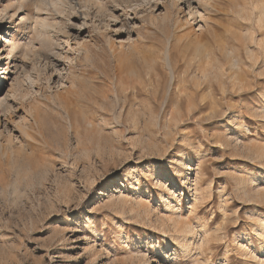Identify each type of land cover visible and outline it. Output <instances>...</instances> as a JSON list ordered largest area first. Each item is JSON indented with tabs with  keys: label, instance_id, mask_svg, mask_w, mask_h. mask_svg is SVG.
<instances>
[{
	"label": "rangeland",
	"instance_id": "374dc122",
	"mask_svg": "<svg viewBox=\"0 0 264 264\" xmlns=\"http://www.w3.org/2000/svg\"><path fill=\"white\" fill-rule=\"evenodd\" d=\"M48 1L0 0V264H264V0Z\"/></svg>",
	"mask_w": 264,
	"mask_h": 264
},
{
	"label": "bare ground",
	"instance_id": "6f19581e",
	"mask_svg": "<svg viewBox=\"0 0 264 264\" xmlns=\"http://www.w3.org/2000/svg\"><path fill=\"white\" fill-rule=\"evenodd\" d=\"M43 1H45V4L46 3H48L49 1L48 0H43ZM52 1V0H51ZM53 1H55V0H53ZM52 1V2H53ZM115 2V1H117V0H83V2L81 1V0H71V4H69L68 2H69V0L66 2V0H64V2H66V5H67V3L70 5V7L71 8H73V11L75 12L76 11V7H77V5L80 7V8H89V9H91V10H94V13H96V16H101V18H104L105 19V17H106V5L108 4V2ZM120 1V0H119ZM119 1H117V2H119ZM121 1H123V0H121ZM127 1V0H126ZM125 1V2H126ZM129 1V0H128ZM127 1V2H128ZM41 2H42V0H41ZM63 1H61V0H56V5L58 4H60V7L63 5H65V3H64ZM44 3V2H43ZM50 3V2H49ZM48 3V5H50ZM129 3V2H128ZM44 4V5H45ZM52 4H54V3H52ZM113 4V3H112ZM43 5V6H44ZM47 5V4H46ZM122 5V4H121ZM54 7H56V6H54ZM65 7V6H64ZM68 7V6H67ZM57 9H58V7H56ZM63 8V7H62ZM109 8V7H108ZM68 9H70V8H68ZM75 9V10H74ZM63 10V9H62ZM6 11V9L4 10L3 9V11L0 13V27H2L3 26V22L6 20V19H4V18H2L3 16L6 18L8 15H7V13H5V14H3V12H5ZM66 11V10H65ZM107 11H109V10H107ZM62 12V11H61ZM64 12V11H63ZM56 13V12H55ZM66 13V12H65ZM110 13V12H109ZM58 14H60V13H58ZM62 16V15H61ZM64 16V15H63ZM9 17H10V15H9ZM15 17V15L13 14V15H11V17H10V19H12V18H14ZM8 19V18H7ZM166 19L168 20V17L166 16ZM40 21L42 20V19H39ZM11 21V20H10ZM39 23V24H38ZM36 25V27L33 29L34 31V36H33V38L31 39V40H29L24 46H25V49H26V51L25 52H27V54H26V56H27V59L29 58V59H31V57H32V54H34L33 52L35 51V45H36V42L37 43H39L40 44V46L42 47V49L44 50V51H42V52H44V54L43 55H45L46 56V60H49V58H51V60H52V58H56V57H58L59 55L57 54V52H56V50H57V46H58V43H57V41H56V39L54 40L51 36H49L47 33H49V30L51 29V27L53 26H51V24L49 23V22H47L46 20H43V21H41V22H38ZM259 23H263V25H264V12H262L261 13V16H260V18H259ZM59 25V24H58ZM56 26V25H55ZM34 27V26H33ZM263 28V27H262ZM2 29H4V28H1V30ZM58 29V28H57ZM50 34V33H49ZM5 35L8 37V33H5ZM54 37V36H53ZM76 37H77V39L79 40V42H80V44L79 45H81L82 46V48L83 49H85V51H86V58H88L89 56H90V50H89V48L88 47H84V44H83V37H81L80 36V34L79 33H77V35H76ZM2 42H5L6 44V50H7V53H8V57H11L12 58V62L14 63L13 64V66H14V69L15 70H19V65L18 64H16V61H14V57L16 56L15 54H16V51H18L19 49V46L15 43V41H13L12 39H10L9 41L8 40H5L4 38H2V36H0V44H2ZM215 43L216 44H218V46L220 47V52H223V54H225L226 56H229V59H231L230 57H233V53H231V54H229L228 53V51H226V49H225V47H223V45L218 41V40H215ZM214 44V43H213ZM170 46H168V48L166 49V51L164 52V54H163V62L165 61L166 63H168L169 64V67H170V69L171 70H174V62H173V57L175 56H173L172 55V51H173V46L171 45V44H169ZM215 45V44H214ZM59 47V46H58ZM202 48H204V46H202V45H200V46H198V50H197V52L199 53L200 52V50L202 49ZM218 48V47H217ZM216 48V49H217ZM233 48H235V47H233ZM216 49L215 50H213L214 52H216ZM21 50V49H20ZM233 50V49H232ZM230 52V51H229ZM211 54V53H210ZM23 55H25V53H23ZM29 55H31V57H28ZM1 57V56H0ZM237 58V57H236ZM24 59H26L25 57H24ZM26 59V60H27ZM8 60H9V58H8ZM50 60V61H51ZM176 60V59H175ZM233 61H231V62H233V64H232V67L233 66H236V65H238L237 63V60H235V59H232ZM230 61V60H229ZM164 62V63H165ZM9 65H10V63H8V64H6V67H7V69H0V72H4L3 74H0V109L2 110V111H4L5 113H6V111H8V110H10L11 109V107L12 106H10V105H8V101H6V97L4 98V97H1V91H2V89L4 88V86L6 85V84H4V82L5 81H7V78H6V76H7V73H9L10 72V67H9ZM51 66H54V70H56L57 72H59L60 71V67H58V65L57 64H55L54 63V59H53V61H52V65ZM26 67V66H25ZM59 70V71H58ZM24 72V71H23ZM11 74V73H10ZM9 75V74H8ZM60 75L62 76V72L60 73ZM10 77H12V75H10ZM63 77V76H62ZM61 77V78H62ZM42 101V100H41ZM41 101L38 99H36L35 100V104H29V106H28V108H26V111H25V113H26V115H27V118H30V120H32V122L34 123H38V114H37V112L39 111V106L40 105H42V103H41ZM68 112V111H67ZM21 133L23 134V135H25L27 138H31L32 136L31 135H29L28 133H27V131L26 130H24V129H21Z\"/></svg>",
	"mask_w": 264,
	"mask_h": 264
}]
</instances>
